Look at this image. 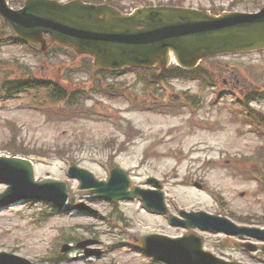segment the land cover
Masks as SVG:
<instances>
[{
	"label": "rangeland",
	"instance_id": "obj_1",
	"mask_svg": "<svg viewBox=\"0 0 264 264\" xmlns=\"http://www.w3.org/2000/svg\"><path fill=\"white\" fill-rule=\"evenodd\" d=\"M122 4L128 11L146 4H176L204 10L235 6L236 11L254 12L264 0H122ZM26 50L20 44L0 46V61L7 62L3 68L12 70L14 60H18L29 67L34 77L60 81L66 69L61 62H71L64 54L44 64L41 57ZM203 69L216 86L192 78L171 81L173 93L186 91L201 102L198 107L180 108L177 109L180 112L173 114L133 107L142 100L163 102L161 93L147 90L143 82L137 83L135 71L103 81L123 87L131 101L104 95L84 101L86 106L99 101L102 114L107 116L101 120L73 118L63 122L33 109L28 94L0 100V156L14 152L28 154L26 157L35 164L37 179L68 181L75 203L83 201L95 210L93 215L68 211L45 220L42 216L51 213L45 203L19 202L0 209V251L21 255L36 264H115L117 261L146 264L140 256L126 250L108 249L100 259H82V250L76 247L65 255L61 253L64 244L75 245L87 239L102 241L103 250L115 243L116 235L109 223L116 215L110 216L112 207L92 198V194L80 188L79 181L67 176L68 167L75 163L105 180L114 162L110 159L113 149L117 151L116 166L130 174L132 186L149 187L146 181L152 176L161 180L166 202L174 214L181 209L203 210L221 214L238 224H243L240 219L248 218L264 223V192L251 174L260 168L261 158L264 160V131L255 132L239 123L243 114L238 103L239 99H251L257 93L264 95V52L209 58L203 62ZM76 81L85 89L92 85L87 74L72 76L71 83ZM171 94H166L168 100ZM252 107L264 113V100L254 102ZM126 130H130L129 137H124ZM195 182L203 184V189L196 188ZM6 189L7 185L0 183V194ZM214 192L223 201L216 202ZM119 209L137 238L150 233L187 234L188 230L171 226L165 217L139 210L138 202H121ZM253 223L260 224L257 220ZM193 232L203 237L207 250L218 251L217 255L226 259L231 254V249H225L224 255L217 249L222 242H216L223 236ZM231 255L243 257L241 260L248 264H260L240 253ZM147 264L154 263L147 258Z\"/></svg>",
	"mask_w": 264,
	"mask_h": 264
},
{
	"label": "water",
	"instance_id": "obj_2",
	"mask_svg": "<svg viewBox=\"0 0 264 264\" xmlns=\"http://www.w3.org/2000/svg\"><path fill=\"white\" fill-rule=\"evenodd\" d=\"M0 15L21 38L34 44L41 43L45 48L43 36L48 33L53 41L73 46L81 53L94 54L102 69L117 70L127 65L167 69L173 61L183 68L193 69L207 56L264 49V8L255 14L227 12L219 17L200 10L169 6L144 7L133 14H123L114 7L86 4L81 0L68 4L29 0L23 10L12 11L6 0H0ZM3 166L22 171V177L2 180L11 185L0 195L2 206L9 205L10 195L19 192L20 198L51 200L60 207L65 206L68 194L64 182H36L31 164L24 160L0 158V169ZM70 174L81 179L83 188H96L94 191L103 198L118 202L138 195L149 208L165 210L160 192L127 191L130 183L121 169L113 171L109 182H100L90 172L76 166L71 168ZM152 181L158 185L156 180ZM186 216L189 221L180 223L229 231L224 219L205 213ZM234 228L233 232L246 231ZM195 239L194 236L181 239L149 236L143 248L174 264H238L224 262L203 252L201 241L198 239L195 243ZM0 264L31 263L0 253Z\"/></svg>",
	"mask_w": 264,
	"mask_h": 264
},
{
	"label": "trees",
	"instance_id": "obj_3",
	"mask_svg": "<svg viewBox=\"0 0 264 264\" xmlns=\"http://www.w3.org/2000/svg\"><path fill=\"white\" fill-rule=\"evenodd\" d=\"M88 1H94L97 3H102V2H108L109 4L118 6L117 2L115 0H88ZM120 8V7H119ZM90 61L91 58L87 57ZM151 72H153L154 74L157 73L156 70H152ZM98 73H104V72H98ZM159 73V71H158ZM190 72H186L176 66H172L168 71L166 72H161L159 74V78L160 80H164L166 77H176V76H181V77H185V76H189ZM10 87L7 85L3 86V89L8 90ZM48 95L51 99H54L55 104H57V106L61 109H65L67 108L68 110L73 109V110H78V107L75 104V101L77 99L75 91H72L71 95L68 96L65 93V90L63 89H59V87L57 85H55L54 87H52L51 89H49Z\"/></svg>",
	"mask_w": 264,
	"mask_h": 264
}]
</instances>
